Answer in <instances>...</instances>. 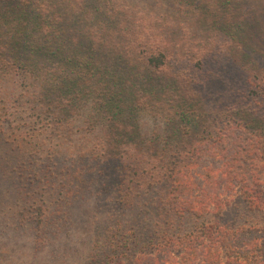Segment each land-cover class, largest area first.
Returning a JSON list of instances; mask_svg holds the SVG:
<instances>
[{
  "label": "rangeland",
  "instance_id": "1",
  "mask_svg": "<svg viewBox=\"0 0 264 264\" xmlns=\"http://www.w3.org/2000/svg\"><path fill=\"white\" fill-rule=\"evenodd\" d=\"M110 2L124 7L125 12L117 22L122 26V20H126V26L133 31L131 39H136L139 46L135 55L141 56L150 46L168 44L166 48L170 55L166 64L159 70L154 69L162 82L172 73L203 75L207 62L213 65L221 55H230L240 64L241 83L228 89L225 98L232 94L228 91L237 88V94H233L230 101L239 104L237 112L242 123L231 126L225 123L222 131H226V137L212 146L222 155L229 144L242 145L245 142L248 145L243 149L237 167L242 172L249 171L258 176L264 168V27L245 45L239 41L245 33L236 28L238 35L230 34L231 30L226 32L218 28L227 23L235 27L239 14L248 8L256 16L260 15L264 25V0ZM220 13L224 19L211 24L210 20H216V14ZM178 27L184 29L186 36L175 47L174 40L178 38L175 29ZM206 28L208 31H204ZM162 29L166 30L163 32ZM160 32L167 39H163ZM206 49L210 52L205 53ZM114 58L99 60V64L119 63L122 68V63ZM201 60L204 61L202 71L199 67ZM234 66L238 67L237 64ZM129 73L136 72L129 70ZM136 76L132 78L135 84L132 89L139 93V104L144 112L141 118L145 122L143 130L151 136L163 135L160 132L166 122L157 117L156 108L147 110L146 107L152 103L162 106L160 101L163 98L152 102L149 92L144 91L147 86L140 85L145 75L139 72ZM39 80L25 65L0 55V264H134L132 258L139 254L138 250H155L149 242L150 236L155 235L157 239L164 230L180 233L191 228L186 217L180 221L171 219L168 227L159 223L160 217H156L154 210L158 197L163 198L166 194L165 187L162 189L161 173L167 168H181L184 174L193 170L205 171V168L217 166L218 158L209 164L210 157H203L202 152L192 153V158L190 154L180 153L174 159H168L170 165L165 168L166 158L163 157L172 149L162 138L157 136L151 142L145 141L137 146L139 149L125 145L121 148H125L123 150L128 154L121 160L123 166L116 159L112 160V164L117 165L114 176L122 184L119 185L118 181L110 184L107 179L110 186L104 194L99 187L105 181V173L96 168L98 165L95 169L86 166V163L91 166L95 162L101 163L102 144L107 145L105 125L100 123L102 118L96 115L92 120L88 117V110L78 106L71 107L72 113L64 119H58L54 110L45 108V100L37 94L38 87H41ZM204 120L200 118L198 128L191 135L187 134L189 136L179 145V150H189L198 139L201 143L205 140V134L200 132L205 127ZM114 146L115 143L111 142L109 148ZM200 146L204 147V143ZM138 160L139 166L134 168ZM196 176L201 182L203 175ZM90 177H94L95 182L89 180ZM152 184L153 191H150L153 193L150 195L148 186ZM138 193L141 195L138 205L130 207L123 202L136 199ZM119 196L122 205L116 199ZM138 211L143 212V219L132 220L131 215ZM116 219L133 225L131 228L140 238V244L145 241L140 249L134 245L126 249V255L112 254L113 248L106 246L102 231ZM236 221L237 217L232 216L224 222L232 224ZM159 227V233L154 234ZM97 239L99 244L92 249L96 259L89 260V247ZM125 259L128 261H123Z\"/></svg>",
  "mask_w": 264,
  "mask_h": 264
},
{
  "label": "trees",
  "instance_id": "2",
  "mask_svg": "<svg viewBox=\"0 0 264 264\" xmlns=\"http://www.w3.org/2000/svg\"><path fill=\"white\" fill-rule=\"evenodd\" d=\"M124 12L123 6L110 0H0V55L25 65L34 77L40 78L37 94L45 100V108L54 110L58 119H64L72 113L71 107L78 106L87 109L92 120L96 115L102 118L100 123L105 125L107 145L102 144L101 163L95 162L94 166L86 163V166L95 169L98 165L96 168L105 173V181L99 187L104 194L111 183L122 184L114 176L117 165L114 166L112 160L116 159L123 166L121 160L128 154L121 148L125 145L139 149L137 146L145 141L151 142L157 136L162 138L172 149L163 157L166 158L165 168L170 165L168 159L180 153L190 154L192 158V153L202 152L203 157H210L209 164L216 158L220 160L214 168L201 172L193 170L184 174L181 168H167L161 173L166 194L158 197L154 210L156 217H160L159 223L168 227L171 219L180 221L186 217L193 228L180 233L164 230L157 239L155 235L150 236L149 242L155 250H138L139 254L132 258L134 264H264V168L254 176L237 167L248 145L245 142L229 144L222 155L212 146L226 137V131H222L225 123L228 126L242 123L237 112L239 104L230 101L233 94H237V88L228 91L232 94L225 98L228 89L241 83L240 64L230 55H221L216 61H210L213 65L207 62L203 75L172 73L162 82L156 70L166 64L170 55L168 44L150 46L141 56L135 55L139 46L136 39H131L133 31L126 26V20H122V26L117 22ZM220 19H224L222 13L216 14V20L210 22H220ZM261 21L260 15L256 16L248 8L239 14L235 27L220 24L218 30H231L230 34L238 35L237 28L245 33L239 38L245 45L262 31ZM175 30L178 31V38L174 40L176 47L186 32L180 27ZM159 35L167 39L162 32ZM208 52L210 50L206 49L205 53ZM113 57L122 63L123 69L119 63L99 64V60ZM203 66L204 61L199 65L201 71ZM129 70L145 75L140 85L147 86L144 91L149 92L152 102L163 98L160 102L164 107L154 103L146 105L147 110L156 108L157 117L166 122L160 132L163 135L151 136L143 130L144 112L139 104V93L132 89L135 85L132 78L137 76ZM202 117L206 122L200 132L205 134V140L201 143L198 139L189 150H179V145L198 128ZM111 142L116 146L109 148ZM203 143L204 147L200 146ZM138 166L139 160L134 168ZM196 175H203L201 182ZM107 179L110 184L106 183ZM89 180L95 182L94 177ZM153 187V184L148 186V194L153 193ZM135 196L136 199L123 202L130 207L138 205L141 195ZM116 199L118 204H123L121 196ZM142 214L136 212L131 215L132 220H142ZM232 216L238 221L224 222ZM114 221L102 231L106 246L113 248L112 254L126 255L134 245L140 249L145 241L141 240L140 244V238L131 228L133 225L119 219ZM159 229L154 230V234L159 233ZM98 242V239L92 241L89 260L96 259L92 249Z\"/></svg>",
  "mask_w": 264,
  "mask_h": 264
}]
</instances>
